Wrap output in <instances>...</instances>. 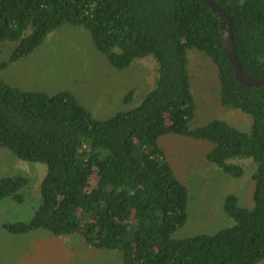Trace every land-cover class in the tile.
Returning <instances> with one entry per match:
<instances>
[{
    "label": "trees",
    "instance_id": "16d2710c",
    "mask_svg": "<svg viewBox=\"0 0 264 264\" xmlns=\"http://www.w3.org/2000/svg\"><path fill=\"white\" fill-rule=\"evenodd\" d=\"M214 1L233 20L244 71L264 77V0ZM66 24L87 28L116 69L153 56L158 77L139 105L102 119L70 90H26L0 74V150L47 166L32 219L4 227L13 234L81 235L88 246L120 252L123 264L264 261V84L236 79L212 9L202 0H0V51L16 43L0 70L30 56ZM192 49L216 66L220 102L250 117L248 130L218 117L191 125ZM169 134L212 142L207 160L236 178L246 169L234 160H253L252 203L243 205L234 193L225 199L233 225L174 237L188 221L189 188L160 143ZM29 181L24 175L0 177V201L24 202Z\"/></svg>",
    "mask_w": 264,
    "mask_h": 264
},
{
    "label": "rangeland",
    "instance_id": "374dc122",
    "mask_svg": "<svg viewBox=\"0 0 264 264\" xmlns=\"http://www.w3.org/2000/svg\"><path fill=\"white\" fill-rule=\"evenodd\" d=\"M7 42L0 51V62L15 48ZM189 68L196 99L193 127L223 118L248 130L252 120L239 110L225 108L220 102V81L216 66L204 54L190 50ZM11 84L26 90L56 93L72 91L81 103L98 118H109L119 111L139 105L155 86L157 61L153 56L136 59L126 69H116L95 46L91 32L84 26L66 24L50 33L30 56L0 70ZM133 90L131 99H126ZM249 118V119H248ZM177 175L189 188V217L175 232V238L200 233L213 234L234 224L225 212L228 194H236L243 205L252 203L250 158L236 159L246 172L236 178L207 160L213 143L178 134H169L160 141ZM47 166L41 162L24 161L10 151L0 150V177L24 175L30 181L24 188L25 200L12 197L0 201V262L2 264H123L118 251L88 246L81 235L58 237L45 230L25 234L9 232L4 223L29 221L41 203L40 185ZM259 264H264L262 261Z\"/></svg>",
    "mask_w": 264,
    "mask_h": 264
},
{
    "label": "water",
    "instance_id": "95a60500",
    "mask_svg": "<svg viewBox=\"0 0 264 264\" xmlns=\"http://www.w3.org/2000/svg\"><path fill=\"white\" fill-rule=\"evenodd\" d=\"M208 5L213 13L219 18L221 24V37L224 45L226 55L230 59L233 67L236 79L247 86H260L264 84V77L255 78L248 75L239 61L237 47L234 42L233 34V20L230 14L224 10L214 0H202Z\"/></svg>",
    "mask_w": 264,
    "mask_h": 264
}]
</instances>
